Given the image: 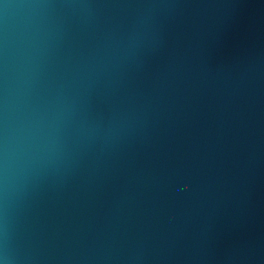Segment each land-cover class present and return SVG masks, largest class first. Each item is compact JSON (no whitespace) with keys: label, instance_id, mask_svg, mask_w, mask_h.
I'll return each instance as SVG.
<instances>
[{"label":"water","instance_id":"obj_1","mask_svg":"<svg viewBox=\"0 0 264 264\" xmlns=\"http://www.w3.org/2000/svg\"><path fill=\"white\" fill-rule=\"evenodd\" d=\"M0 264H264V0H0Z\"/></svg>","mask_w":264,"mask_h":264}]
</instances>
